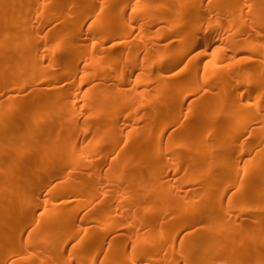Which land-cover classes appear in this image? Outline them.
Instances as JSON below:
<instances>
[{"label":"bare ground","instance_id":"obj_1","mask_svg":"<svg viewBox=\"0 0 264 264\" xmlns=\"http://www.w3.org/2000/svg\"><path fill=\"white\" fill-rule=\"evenodd\" d=\"M262 29L264 0H0V264H264Z\"/></svg>","mask_w":264,"mask_h":264},{"label":"snow or ice","instance_id":"obj_2","mask_svg":"<svg viewBox=\"0 0 264 264\" xmlns=\"http://www.w3.org/2000/svg\"><path fill=\"white\" fill-rule=\"evenodd\" d=\"M205 2L207 3L208 0H205ZM213 12L215 11V8L212 9ZM129 11H136V9L134 8H131V6H129ZM127 18V17H125ZM89 24H91V20H89L88 24L85 25V28H87L89 26ZM262 31H264V29H262ZM205 33H207V38L209 39V41L215 39V34L214 32L211 30V25H208L207 28H204L201 30L200 33H198V35H200L202 37V40H203V37L205 35ZM264 38V37H262ZM122 37H115L113 39H109L107 42H106V46H110L112 48H118V46L121 44V41H122ZM92 45L93 48L96 47V44H97V41L96 40H91L89 41ZM217 43H219V41H217ZM216 45L213 44L211 45V47H215ZM59 47V46H58ZM199 47H203V42L201 41ZM193 51H196V49H194ZM192 55V53H189L188 55L184 56L183 59L181 60L180 64H178L176 66V68L174 70L171 71V75L172 76H180V73L184 71V68L186 67V61L189 59V57ZM68 79V78H66ZM262 87H264V85H262ZM207 89H205L206 91ZM258 89H254V91H257ZM199 94V93H198ZM197 94V95H198ZM242 95H244V93H241ZM194 97L192 96H189L186 98V100H190V99H193ZM245 99H247V96H245ZM185 107H187V105H185ZM188 111H191V109H188ZM185 119H187V117H185ZM193 123H195V120L192 121ZM177 126L176 125H173L171 128L168 129L169 132L173 131ZM167 135V133L165 134ZM121 144H127V141L126 140H123L121 141ZM101 151H103L104 149L101 148L100 149ZM99 154V153H98ZM169 155H174V153H169ZM182 170V169H181ZM236 191V189L233 187V188H229L225 194V196L223 197V201H222V205L221 206H215L213 205V211L215 212H219V211H222V208L223 206H225L227 204V201H228V198L229 196H231V194ZM215 195V194H213ZM212 203V201L210 200V204ZM187 230H185V232H182L180 233V236H183L185 235ZM82 239V235L81 236H77L76 238L70 240L66 246H65V252L63 253V256L60 258V260L58 261V264H76V262L73 260V261H68V262H65L64 261V257H67L69 255V249H71L75 244H77L80 240ZM177 244H179V238L177 240ZM131 245L129 246V249H131ZM101 255H103V253H101ZM96 264H99V259H97V262ZM180 264H184V261L181 260L180 261Z\"/></svg>","mask_w":264,"mask_h":264}]
</instances>
